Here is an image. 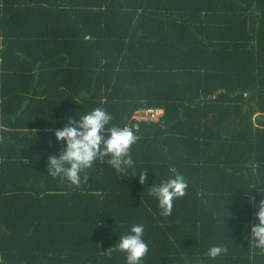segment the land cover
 Masks as SVG:
<instances>
[{
  "label": "trees",
  "instance_id": "16d2710c",
  "mask_svg": "<svg viewBox=\"0 0 264 264\" xmlns=\"http://www.w3.org/2000/svg\"><path fill=\"white\" fill-rule=\"evenodd\" d=\"M97 107L138 137L134 169L48 176L52 132ZM176 174L165 217L148 187ZM262 197L264 0H0V264H124L108 249L132 224L143 264H264Z\"/></svg>",
  "mask_w": 264,
  "mask_h": 264
},
{
  "label": "clouds",
  "instance_id": "9594fccd",
  "mask_svg": "<svg viewBox=\"0 0 264 264\" xmlns=\"http://www.w3.org/2000/svg\"><path fill=\"white\" fill-rule=\"evenodd\" d=\"M111 120L112 116L108 112L97 107L77 119L69 117L63 127L55 129L52 135L58 144L62 142V146L56 155H48L45 164L47 175L63 178L70 185L79 186L84 181L83 173L97 161L106 163L123 177L128 170L134 169L130 148L138 137L128 127L110 125ZM137 172L133 171L131 176ZM144 181L143 170H140L137 182L144 184ZM148 188L149 195L157 202L159 213L167 217L172 212L173 202L185 195L187 182L182 175L176 174ZM254 216L255 223L245 225L249 229L247 243L257 249L259 254H264V197L259 200ZM143 236L144 225L132 224L108 251L123 253L124 264H143L148 253V244ZM227 251L223 245L215 244L206 250V255L214 260Z\"/></svg>",
  "mask_w": 264,
  "mask_h": 264
},
{
  "label": "built area",
  "instance_id": "2783aa9c",
  "mask_svg": "<svg viewBox=\"0 0 264 264\" xmlns=\"http://www.w3.org/2000/svg\"><path fill=\"white\" fill-rule=\"evenodd\" d=\"M162 110L157 108L139 109L134 112L131 119L133 122H158Z\"/></svg>",
  "mask_w": 264,
  "mask_h": 264
}]
</instances>
